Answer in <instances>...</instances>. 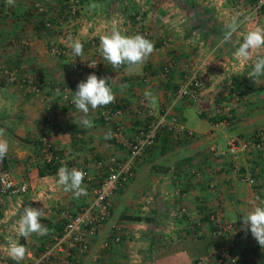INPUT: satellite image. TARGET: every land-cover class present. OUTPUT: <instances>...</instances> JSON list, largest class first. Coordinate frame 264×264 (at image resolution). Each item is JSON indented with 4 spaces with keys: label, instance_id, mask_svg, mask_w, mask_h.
Masks as SVG:
<instances>
[{
    "label": "crops",
    "instance_id": "0c3cea01",
    "mask_svg": "<svg viewBox=\"0 0 264 264\" xmlns=\"http://www.w3.org/2000/svg\"><path fill=\"white\" fill-rule=\"evenodd\" d=\"M58 2L15 0L8 5L0 0V129L9 146L0 170L10 168L29 187L24 194L0 195V264H17L7 256L10 239H19L27 248L20 264L34 261L55 242L65 215L92 199L91 183H97L104 172L98 162L105 163L110 155H127L117 139L107 138L109 130L112 133L117 124L126 134L142 128L147 115L136 114L139 104L145 102L155 110L167 105L196 63L202 64L204 77L198 101L179 99L171 109L191 133L159 134L135 163L131 180L111 195L110 218L90 241L89 250L80 254L65 244L43 264H64L70 258L74 264H215L223 247L232 250L237 264H264V248L242 220L253 203L264 201V76L256 84L248 77L253 61L241 63L234 56L247 31L264 27L260 16L252 13L254 0H86L81 11L95 21L86 24L85 19L73 38L83 43L82 57L95 55L102 60L98 78H109L114 102L128 109L109 120L100 116L103 107L90 110L92 128L76 124L82 114L75 106H63L60 97L65 84L74 95L78 78L66 56L48 48L72 36L64 33L67 22L61 19L64 7ZM37 4H44V12L35 8ZM233 18L239 27L232 40L221 45L226 24ZM48 19L57 28L46 31ZM114 24L126 35L139 33L154 43L143 64L113 69L101 52L97 55L100 36ZM260 51L264 54V49ZM170 58L174 66L164 75L163 66ZM15 67L29 74L33 84L6 81L3 70ZM124 84L127 87L122 89ZM233 87L241 90V97L227 117L216 109L230 104ZM146 90L151 98L145 97ZM219 116L223 118L214 119ZM232 140L246 146L237 158L220 155ZM44 141L69 164L88 171L89 180L83 182L87 195L77 198L58 185V170L40 174ZM244 170L251 171L253 184L241 180ZM28 206L43 209L46 235L17 237L20 215ZM179 207L186 212L178 213ZM225 222L234 224V230L217 235V227ZM115 226L121 227L123 236L105 246Z\"/></svg>",
    "mask_w": 264,
    "mask_h": 264
},
{
    "label": "built area",
    "instance_id": "2783aa9c",
    "mask_svg": "<svg viewBox=\"0 0 264 264\" xmlns=\"http://www.w3.org/2000/svg\"><path fill=\"white\" fill-rule=\"evenodd\" d=\"M65 6V14L68 19H65L67 26H71L73 23H83L80 17L81 0H61ZM39 11H44L42 4L35 6ZM252 13L258 14L261 21L264 23V0H254V7ZM64 14V15H65ZM45 28H51L52 23L48 20L44 22ZM52 51L56 54L64 53L61 48L54 47ZM100 49L97 50V55L100 56ZM65 54H69L66 52ZM63 55V54H62ZM97 62L96 67H89L87 63ZM174 58H170L163 66L162 73L167 75L171 72L174 66ZM72 70L76 73L78 83L82 80H86L89 74H96L99 76L101 70V60L98 56H93L85 60H77L72 62ZM202 64L196 63L189 74H185L182 81L178 85L177 90L174 92L172 99L167 105L155 110L149 107L145 102L139 104L135 109L137 115H147V121L142 128L135 131L133 134H126L121 124H117L112 130V136L117 139L119 143L127 149V155L123 157H117L110 155L106 162L99 161L98 164L103 167V174L101 179L97 183H91L92 199L81 206L73 213L65 215V223L60 235L55 239L46 250L38 256L34 261L27 264H43L48 261L58 248L67 244L70 248H74L78 253L84 254L89 250L90 241L96 235L100 226L106 222L111 215V195L119 188L126 185L133 176V170L135 163L141 156L144 155L147 149L151 148L162 132H178L187 131L185 125L179 121V119L171 114V109L174 102L177 100H186L194 103L199 99V92L203 85L204 77L200 73ZM4 79L8 82H18L24 85H32L33 80L23 69L21 68H5L3 70ZM233 83L231 82V86ZM61 100L63 106H74L72 103V93L69 84H65L62 87ZM241 90L237 87H233L232 101L224 108H217L216 112L222 114L223 112L227 117L231 116L233 107L240 101ZM128 112L127 107L113 108L111 106L102 108L100 116L104 120H109L113 117L125 114ZM227 119L225 118V121ZM52 123L51 118L47 119V124ZM254 143V139L250 140ZM247 143V142H246ZM43 152L45 153L44 160L51 162L52 160L58 161L61 165L66 164L69 169L72 167L78 168L76 165L69 164L67 160L54 153L55 149L48 141L43 142ZM244 144H239L235 140H232L225 150L219 152L220 155H229L236 157L241 149H244ZM235 170L238 171L240 167L235 165ZM80 169V168H78ZM85 172L86 179L89 180L88 171L85 168H81ZM241 180L248 184L254 183V178L250 170H244L241 172ZM29 187L26 182L18 181L10 168H3L0 170V195L1 196H14L18 194H24L28 191ZM179 190L177 189V192ZM178 213H185V207H179L176 210ZM175 211V212H176ZM210 219L214 220L213 214L210 215ZM234 230V224L223 223L217 227L216 234L223 236L225 231ZM123 230L119 226H115L107 239L104 241L105 246H109L111 243L119 242L123 236ZM64 264H74L73 258L65 260ZM215 264H237V259L232 250L228 247H223L216 255Z\"/></svg>",
    "mask_w": 264,
    "mask_h": 264
},
{
    "label": "clouds",
    "instance_id": "9594fccd",
    "mask_svg": "<svg viewBox=\"0 0 264 264\" xmlns=\"http://www.w3.org/2000/svg\"><path fill=\"white\" fill-rule=\"evenodd\" d=\"M7 3L14 5L15 0H7ZM90 7L94 8L95 5H90ZM238 27L239 22L236 18L226 24L220 44L230 42ZM67 39L73 55L82 57L83 43L72 36ZM154 47V43L142 34L126 35L115 24L110 32L100 36L101 55L113 69H119L122 65L132 67L143 64L154 51ZM262 49H264V27L257 26L244 34L242 43L234 53L235 58L241 63L253 61L248 77L256 84H259L260 77L264 76V54L260 51ZM87 64L93 68L97 66L95 61ZM108 81V77L98 78L93 73L89 74L86 80L78 83L77 90L73 93L72 103L82 115L79 121L75 122L76 124L79 123L84 128L94 127V121L90 118V110H96L114 102L115 94ZM126 87V84L121 85L122 89ZM144 95L146 98H151L152 93L146 90ZM111 135V130H109L107 138ZM3 136L4 130L0 129V161H3L9 150L8 142ZM57 176L58 185L63 186L65 191L72 192L77 198L87 195L83 183L85 172L82 169L76 167L69 169L64 165L58 169ZM41 217H44L43 209L24 207L16 227L17 237L27 239L32 234L46 235L49 229L41 223ZM242 220L244 228L250 229L252 236L264 248V201L253 203L251 210L243 215ZM6 251L8 258L16 261L17 264H20L27 254V248L19 242V239H10Z\"/></svg>",
    "mask_w": 264,
    "mask_h": 264
},
{
    "label": "rangeland",
    "instance_id": "374dc122",
    "mask_svg": "<svg viewBox=\"0 0 264 264\" xmlns=\"http://www.w3.org/2000/svg\"><path fill=\"white\" fill-rule=\"evenodd\" d=\"M58 3H63L61 0H59V2ZM43 6V10H44V4L42 5ZM62 7L61 8H63L64 7V11L62 12V16H61V19L63 20V19H68L67 18V15L65 14V10H66V8H65V6L62 4L61 5ZM81 10H82V7H81ZM80 10V17L82 18V20H83V23H81L82 24V26L83 25H85V19H87L86 20V24H89V23H91L92 21L94 22L95 20H94V18H90V17H86L87 15L84 13H82L83 11H81ZM42 12H44V11H42ZM65 14V15H64ZM48 21H50L51 23H52V29L53 28H57L56 26L54 27V21L52 20V19H48ZM68 24V23H67ZM67 24H66V28H64L65 29V31H64V33L65 34H68V33H70L71 35H72V37L73 36H75L77 33H78V31H77V29H78V27H79V25H80V23H73L71 26H67ZM70 24V23H69ZM68 24V25H69ZM92 24V23H91ZM77 27V28H76ZM45 28V27H44ZM51 28H45L46 29V31L47 30H49V29H51ZM83 28H81V30H82ZM90 30H93V28H91V27H87V32H89V33H91V31ZM75 31V32H74ZM79 34H81V33H79ZM96 36L95 35H93V36H91V38H95ZM68 38V37H67ZM63 39H65L64 37H63ZM95 40V39H94ZM54 47H58V48H61V50H64V53H61L60 55L61 56H66V59H67V63H68V66L69 67H71L72 68V62L73 61H77V60H85V59H88V57H81V58H79V57H75L74 55H73V53H72V50H71V48L68 46V40H66V42L65 43H63V42H59V43H52L51 45H48V48H49V50H52V48H54ZM47 48V49H48ZM53 52V51H52ZM66 52H68L69 54H65ZM63 54V55H62ZM95 56V55H94ZM90 58V57H89ZM101 65H102V60H101ZM91 187V186H90ZM91 189V188H90ZM91 191H92V189H91ZM93 194V193H92Z\"/></svg>",
    "mask_w": 264,
    "mask_h": 264
},
{
    "label": "trees",
    "instance_id": "16d2710c",
    "mask_svg": "<svg viewBox=\"0 0 264 264\" xmlns=\"http://www.w3.org/2000/svg\"><path fill=\"white\" fill-rule=\"evenodd\" d=\"M85 1L86 0H81V7H82V5L84 4ZM109 106H111L113 108L125 107V105L122 104V103L112 102L109 105L104 106L103 108H106V107H109ZM221 118H223V116H219L218 118H214V119L217 120V119H221ZM2 162H4V159H3ZM60 166H61V164L58 161L52 160L51 162H46V160H43L42 166L40 168V174L41 175H43V174H54L58 170V168Z\"/></svg>",
    "mask_w": 264,
    "mask_h": 264
}]
</instances>
